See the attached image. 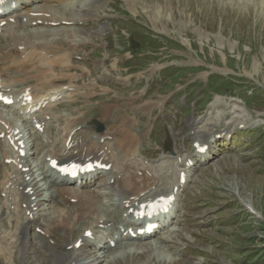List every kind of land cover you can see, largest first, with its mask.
<instances>
[{"label": "rangeland", "instance_id": "rangeland-1", "mask_svg": "<svg viewBox=\"0 0 264 264\" xmlns=\"http://www.w3.org/2000/svg\"><path fill=\"white\" fill-rule=\"evenodd\" d=\"M62 2L66 3L67 0ZM248 3L247 6L242 3L238 5L232 3L228 7L222 6L218 0L214 2L210 0L129 2L128 0L124 3L107 0L106 9L93 8L90 14H99V20L91 21L87 25L79 24L73 28L69 26L68 36L65 31L60 32L61 36H58L60 44L79 38L86 39L79 35L82 34V30L96 32L88 47L81 49L82 56L79 57H83V61L76 62L78 60L74 59L73 69L62 73L66 75L65 77H70L69 93L72 94L69 97H73L65 98L60 105L52 109L50 107L49 115L56 120L53 123L54 141H58L62 146L59 132L63 126L74 120L84 123L83 116L87 118L89 115L104 126L102 134H109L112 137L111 141L121 146L120 161L123 164L130 162L134 156V159H139L140 163L145 157L151 162L150 160L161 159L160 151L163 148L161 140L162 137H166L168 141L171 128L175 130L176 138L185 132L187 134L192 132L195 135L197 126L194 122L205 118L203 111L193 108V104H190L191 100L185 104V97L189 95L184 87L188 84L198 81L197 87L206 83L209 76H214L217 83L226 79L235 84L232 89L240 97L245 93L250 95L252 92L253 96L264 94V0H259L258 5L254 1ZM257 8L260 9L259 13ZM240 12L243 14H239ZM139 26L146 31L163 35L170 41L168 49L154 51L158 54L157 60L152 58L149 52H143L136 59H130L131 56L125 45L128 40L136 45L129 34L140 36L143 31ZM63 27L67 26H29L25 30L49 32L62 30ZM22 30L24 29L19 30L20 34L25 31ZM141 31L142 33L137 35L134 33ZM159 35L156 36L162 39ZM139 39L141 42V38ZM1 42L3 44V38ZM158 46L161 44L159 43ZM91 51L96 54L89 56ZM171 66L186 69L180 83L184 81L189 83L185 86L178 83L174 90H171L173 87L160 89V79L168 78V74L162 71ZM236 79L239 80L240 85ZM216 88L214 82L211 89ZM224 96L222 98L229 103L226 109L219 108L222 112L220 121L230 122L234 113L235 118H242V122L246 123L245 128L257 127L260 120L264 123L262 99H259L258 104L251 103V107L248 105L249 110L245 107L247 111L242 113L239 110L242 109V104H234L239 102L238 96L230 93ZM231 97H234V100L231 101ZM230 106H234V110H231ZM180 107L185 111H180ZM189 108L191 112L187 111ZM180 122L184 124L185 129L179 127ZM261 139L262 148L247 156L236 155L238 150L248 148V146L239 147L249 143V140H240L238 145H231L230 141L224 139L217 141L215 150L217 153L220 152L217 161L200 172L194 186L184 195V199L187 198L190 204L185 206L180 234L170 233L174 238L167 242L157 238L156 241L160 242L161 247L156 250L158 254L154 256L152 250L142 254L133 262L131 259H126L125 262L123 259L117 261L108 259L109 264H147V256L150 253L151 261L155 264H159L162 258H169L172 255L180 257L177 264H197L199 261L202 263L198 264H244L242 261L245 257L253 258L250 255L253 252L251 246L264 244V170H261L264 166V137ZM236 140L238 139L233 136L232 141ZM51 141L50 139L46 147H42L41 152L34 158L42 159L50 146L55 145L54 141L50 144ZM224 141L227 143L224 144ZM2 149L0 145V153ZM245 158H250L249 162H244ZM162 160L164 164H161V167L149 168L152 170L150 174L155 172L162 176L163 169L169 171L171 162L167 157ZM41 165L47 169L43 162ZM10 167V165L9 168L4 167L0 156L1 180L8 169L11 171ZM138 169L143 171V165L141 164ZM115 174H117L116 170L108 172L104 177L105 182L111 183V175ZM0 190H3L1 186ZM1 195L4 196V193ZM113 195L109 198H113ZM55 199L57 205L51 208V211H47L48 215L43 222H53L59 212L61 214L62 211L68 210L64 223H72L76 205L65 203L60 197ZM118 201L120 204L119 199ZM10 203L12 201L8 202L6 198L0 196V264H55L56 251H62L69 240L72 242L75 240L77 234H71L66 228H56L47 239L48 241L50 238L53 239L55 244L45 241L46 245L38 246L37 240L44 235L31 231L27 246L21 248L15 239V228L23 212L17 213L15 216L17 219H13L10 223L7 218L11 215L10 211H13ZM203 203L206 205V210L221 206V213L216 215L219 219L216 223L212 220L209 227L203 223L209 218H198L203 214L202 212H205L201 209L204 208ZM243 204H251L263 217L252 215L242 206ZM198 208L201 210H197ZM187 209L190 212L186 220ZM62 215L64 216V213ZM79 225L83 231L88 225L95 224L88 219L78 224L75 229ZM72 227L74 228L75 224ZM185 232L193 237V243L189 244L184 240ZM25 236L28 234L26 233ZM243 244L247 245L248 251L240 250ZM156 255L160 259L155 260ZM246 264H264V252Z\"/></svg>", "mask_w": 264, "mask_h": 264}, {"label": "bare ground", "instance_id": "bare-ground-1", "mask_svg": "<svg viewBox=\"0 0 264 264\" xmlns=\"http://www.w3.org/2000/svg\"><path fill=\"white\" fill-rule=\"evenodd\" d=\"M248 1L251 0H227L225 6L230 7L232 3L237 5L242 3L247 6V4H249ZM53 2L54 0H14V3L17 4L19 8L11 9L10 7L9 10L11 11L6 13L5 18H0V23H2V21H6V25L0 28V33L5 32L3 35V44L0 40V91H2L3 88H8L9 82H12V70L10 66L8 67L7 59H9L13 65H19V62L17 60L8 57V55L11 53L17 54L18 60L21 61L20 65H24V67H27L20 69L19 74L25 76L27 74H30L31 72L35 73V76L30 77L29 79H36L40 86L39 89L32 90V99L34 100L31 103L20 104V102H17L20 110H22L23 112H25L26 109H30L32 106H35L38 102L42 101L43 99H50L52 96L57 95L54 92L57 89L63 87L68 82V78L62 76L61 73L70 71L69 67L72 63V57L76 53H78L81 48L87 45V43L80 40H77V42L64 43L63 45H58L56 42L52 44V42H50V39H48L50 38L49 36H51V34H60L59 31L51 33L39 30H35L34 32H29V30H22L24 31L23 34H20V32L16 30L17 28L21 27L24 22L26 24H33L37 21H41L43 24H60L63 21L71 23H74V21H81L79 18H68L66 14H55V12L51 9L53 7L51 5ZM8 7L9 5H7V8ZM260 9L257 8V13H259ZM34 13L39 14V16L35 15ZM10 19L14 20V25L8 23ZM90 19H93V17H91ZM85 21L87 22V19ZM63 31H65L68 35L67 28H64ZM82 32L88 37V39H90V33H86V30H82ZM37 35L42 36L45 39L37 41L34 38V36ZM65 45L66 48L64 47ZM63 49L64 51H62ZM21 56H25L24 58L26 59L20 60L19 58H21ZM20 101L23 100L21 99ZM0 106L2 107L1 103ZM43 121L44 119H39L36 121V123L44 125ZM16 124V121L0 116V134L3 133L5 136L1 143L7 148V150L4 149L2 151V157L5 160L13 159L15 164L14 171L5 175V181L7 184H9L7 188L9 189L7 194L9 197H13V195H15L18 200H23L24 198H27V200L29 201V206L27 207L26 211H29V215H31V217L25 216V218H22L18 224V227L15 228V230L17 231L16 239L18 240L20 245H24L23 235L26 231V228L29 226V223L35 225V227L37 228H41V217L47 214L45 209L43 208L44 202H42L44 201V199H47V196H45V194L44 199L41 201V196H43L41 195V192L47 187L45 188L44 184H42L41 182V179H39L40 174H38V169H36V166H32L33 162L32 164L29 163V156L26 155L25 157H19L18 152L15 151L8 144L7 138L14 139V137L16 136V134L14 133L15 130L18 129L16 128ZM75 126L76 124L73 123L66 129V135L64 136L65 140H67L69 132L71 131V129L75 128ZM225 129H228V127H226ZM76 134L78 136L77 141L74 140ZM76 134L71 138L73 142V147L69 151L64 148V151L61 155H57L56 151H54L53 154H48L47 157L50 156L52 159H54L55 156H58L57 159L61 163L69 160L70 158L80 160L85 156H92L95 160L105 158L104 153L106 150L104 149V147L106 146L107 142L103 145H100L99 143H94V141L91 140L90 137H88L86 130H82ZM217 134L218 132H216V130H213L212 127H209L205 131V140H203V143H209L211 139ZM101 137L103 136H99V138ZM21 139L23 140V136L21 137ZM111 142L113 143V141ZM14 145H16V142L14 143ZM208 156L209 152L199 157L206 159L208 158ZM47 163L49 162L47 161ZM26 167L28 168V170L26 172H22V169H25ZM126 167L127 166H124V172L121 174L120 177L114 178L113 189H117L120 192L123 204L125 203V205H128V208H132L137 201L138 194L148 189V187L152 184V181L151 177L149 176H143L141 179H139V181H136V178L132 173H126ZM182 170L184 169H181V171ZM187 172L189 173V170ZM42 174L45 175L46 172H43ZM98 179L99 178L97 176H93L90 180V184L93 187L86 190L82 189L71 191L68 186H65L66 183H62L60 187L57 186L55 192L62 199L67 198L64 200L65 202H68L69 199H73L76 204V211L74 212V221L69 224L64 223V221H66L65 217L68 216V210L62 211V213H64V216H61L62 213L60 214L59 212L58 215H56V217L53 219V222H51V225L46 226L47 233H50L56 228L60 227L72 231V225H74L76 222H82L83 220L88 218L96 219L99 224L108 223L107 218L101 216L98 217V205L101 203V198L107 195L104 191V188L98 182ZM51 182L52 180L49 181V184ZM51 186L53 185L51 184ZM27 188H29L32 193L27 192ZM142 200L143 199H140L138 202ZM14 204H16V202ZM11 217L13 219H17L15 218V215H12ZM88 230H90V228H88ZM80 239L81 246L79 249H75L74 244H71L69 242L65 245V250L63 252L56 253L57 258L55 260V264H96L97 259H93L88 262V253L90 249L96 250L97 246L89 245L88 239L85 238L83 235L80 237ZM70 244L71 247L67 249L68 245ZM139 249L147 250L148 247H141ZM139 249H135L132 252L131 260H133L135 257H138L137 255L143 253V251ZM152 249L158 248L156 245H152ZM126 256L128 255H125V257ZM148 262L149 263L147 264H151L150 260ZM198 263H202V261L197 262V264Z\"/></svg>", "mask_w": 264, "mask_h": 264}]
</instances>
